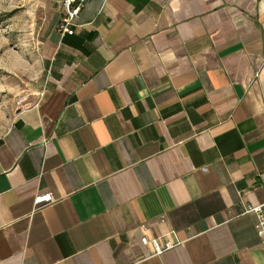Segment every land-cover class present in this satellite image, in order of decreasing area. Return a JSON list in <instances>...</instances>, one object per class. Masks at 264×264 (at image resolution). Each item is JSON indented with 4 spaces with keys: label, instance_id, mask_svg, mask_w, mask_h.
<instances>
[{
    "label": "crops",
    "instance_id": "obj_1",
    "mask_svg": "<svg viewBox=\"0 0 264 264\" xmlns=\"http://www.w3.org/2000/svg\"><path fill=\"white\" fill-rule=\"evenodd\" d=\"M61 3L0 136V264H264V0H89L72 35Z\"/></svg>",
    "mask_w": 264,
    "mask_h": 264
},
{
    "label": "rangeland",
    "instance_id": "obj_2",
    "mask_svg": "<svg viewBox=\"0 0 264 264\" xmlns=\"http://www.w3.org/2000/svg\"><path fill=\"white\" fill-rule=\"evenodd\" d=\"M50 0H0V136L43 90V31Z\"/></svg>",
    "mask_w": 264,
    "mask_h": 264
},
{
    "label": "built area",
    "instance_id": "obj_3",
    "mask_svg": "<svg viewBox=\"0 0 264 264\" xmlns=\"http://www.w3.org/2000/svg\"><path fill=\"white\" fill-rule=\"evenodd\" d=\"M88 1L89 0H62V15L57 27V31L60 35H72L73 29L76 26V19ZM53 202L54 199L50 193L40 194L34 197L33 208L34 210L42 209ZM244 214L253 215L255 217L257 235L260 240L264 239V203L246 206L244 208ZM141 243L150 246L154 256H159L179 244L172 241L161 244L157 239H148L147 237H142ZM261 244L262 248H264V241H262Z\"/></svg>",
    "mask_w": 264,
    "mask_h": 264
},
{
    "label": "water",
    "instance_id": "obj_4",
    "mask_svg": "<svg viewBox=\"0 0 264 264\" xmlns=\"http://www.w3.org/2000/svg\"><path fill=\"white\" fill-rule=\"evenodd\" d=\"M20 111V110H19ZM19 111H17L16 113H18Z\"/></svg>",
    "mask_w": 264,
    "mask_h": 264
}]
</instances>
